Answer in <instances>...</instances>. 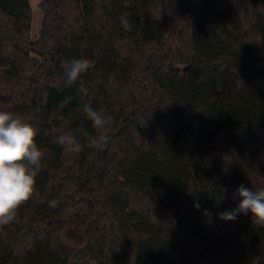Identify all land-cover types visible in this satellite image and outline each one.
I'll list each match as a JSON object with an SVG mask.
<instances>
[{
  "label": "trees",
  "instance_id": "16d2710c",
  "mask_svg": "<svg viewBox=\"0 0 264 264\" xmlns=\"http://www.w3.org/2000/svg\"><path fill=\"white\" fill-rule=\"evenodd\" d=\"M196 2L41 0L32 41L30 0H0V110L43 152L0 264H264L251 213L217 216L264 188V0ZM74 58L93 64L86 96ZM85 103L114 118L104 150L77 132L96 135ZM68 132L79 153L55 142Z\"/></svg>",
  "mask_w": 264,
  "mask_h": 264
},
{
  "label": "clouds",
  "instance_id": "9594fccd",
  "mask_svg": "<svg viewBox=\"0 0 264 264\" xmlns=\"http://www.w3.org/2000/svg\"><path fill=\"white\" fill-rule=\"evenodd\" d=\"M120 21L125 30H132V22L129 19L121 17ZM91 67L93 64L88 59H72L65 66V83L72 86L79 81L78 91L86 96L88 89L81 76ZM81 111L91 122L96 135H91L84 127L77 129V132L89 138V147L104 150L111 139L108 132L114 118L88 103L83 104ZM36 135V128L23 116L0 110V228L18 222V209L36 190V177L43 158V152L35 140ZM55 142L70 153L83 150V146L71 132L58 135ZM223 191L226 193L227 188H223ZM236 194L241 198L237 208L217 214L218 218L235 221L238 214L250 212L253 223L264 227V188L254 191L240 185ZM55 204V201H51L49 206L55 207ZM194 207L199 209L201 205L197 203ZM203 215L208 218L206 223H212L211 212L204 210Z\"/></svg>",
  "mask_w": 264,
  "mask_h": 264
},
{
  "label": "rangeland",
  "instance_id": "374dc122",
  "mask_svg": "<svg viewBox=\"0 0 264 264\" xmlns=\"http://www.w3.org/2000/svg\"><path fill=\"white\" fill-rule=\"evenodd\" d=\"M41 0H30V4L32 7V32H31V40L36 41L40 37V32L42 29V24L44 20L43 13L40 8ZM203 0H197L195 3L196 7H201Z\"/></svg>",
  "mask_w": 264,
  "mask_h": 264
}]
</instances>
